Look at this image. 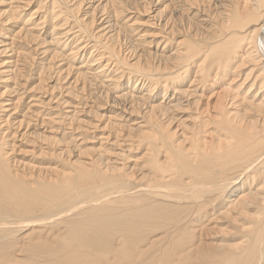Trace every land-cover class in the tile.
<instances>
[{
	"label": "bare ground",
	"instance_id": "bare-ground-1",
	"mask_svg": "<svg viewBox=\"0 0 264 264\" xmlns=\"http://www.w3.org/2000/svg\"><path fill=\"white\" fill-rule=\"evenodd\" d=\"M29 1L0 28V264H264V0H153L148 35L120 0Z\"/></svg>",
	"mask_w": 264,
	"mask_h": 264
},
{
	"label": "rangeland",
	"instance_id": "rangeland-1",
	"mask_svg": "<svg viewBox=\"0 0 264 264\" xmlns=\"http://www.w3.org/2000/svg\"><path fill=\"white\" fill-rule=\"evenodd\" d=\"M49 1V0H48ZM120 1H122V3H123V5L125 6V8H126V10L128 11V12H125L123 15H121V17H124L125 15H127L126 13H129L130 11L129 10H131V11H133L134 13H136V14H132V15H135L134 17L135 18H132V16H131V19L130 20H133V21H136V22H138L137 23V30H135V33H137V32H141V34L142 33H145V34H151V33H153L154 31H155V29L153 28L152 29V27H150V25L148 24V23H150L151 22V19H152V17H153V15L155 14V16L158 18V19H161L163 16H164V13H163V15H160V14H158L157 15V13L159 12V10H161V8L163 9L164 7H162V5L163 4H161V3H163V1H161L158 5H155L154 4V2H153V0H145L146 2H144V0H143V2H142V0H120ZM141 1V2H140ZM151 1V2H150ZM5 2H8V3H2L3 5H0V13H2L1 14V16H0V18H2V19H0V28H2V26L1 25H3V26H5V28H11L12 27V25L13 24H10V23H6V24H3V21H4V18L6 19V16H5V14H3V12L6 10V5L7 4H9L10 3V0H5ZM25 1H23V3H24ZM30 2V1H29ZM41 2V3H40ZM74 2H75V4H76V2H78V0H74V1H72L71 2V4L70 5H73L74 4ZM45 3H47V0H31V2H30V4H28V7H24L25 5L23 4V6H22V4H21V6L23 7V8H25V11H23L22 12V14H23V16L25 15V16H28V15H31L33 12H35V11H39L38 10V5L39 6H41V7H46V5H45ZM73 3V4H72ZM145 3L147 4V5H145ZM98 3H96L94 6H96ZM149 4V5H148ZM153 4V5H152ZM30 5V6H29ZM147 6V7H145V6ZM87 5H82V7H81V9L79 8V10H78V15L77 16H81L82 17V15H84L85 13H88V12H90V10L92 9H88V6L86 7ZM5 8V9H4ZM27 8V9H26ZM47 8V7H46ZM46 8H44V10L41 12V11H39L38 13H39V15L41 16V15H43V13H45V9ZM87 8V9H86ZM131 8V9H130ZM147 8V9H146ZM4 9V10H3ZM2 10V11H1ZM27 10V11H26ZM172 11H174L175 9L173 8V9H171ZM169 11V10H168ZM168 11H166L165 13V15H168ZM97 12L98 13H95V14H97V18L99 17L100 18V16L102 15V11H99V10H97ZM38 13L35 15L36 16V18H37V16H38ZM46 14V13H45ZM106 14V13H105ZM104 14V15H105ZM47 15V14H46ZM70 16V14L67 12V14H66V16ZM108 15V13L105 15V16H103V18L104 17H106ZM175 16L176 17H179L180 16V14L178 13V11L177 10H175ZM73 17V15H71L70 16V18L73 20V22H74V19L72 18ZM102 17V16H101ZM120 17V18H121ZM86 18H87V16H86ZM70 19V20H71ZM71 20V21H72ZM100 21V20H99ZM101 23V21L99 22V23H95L94 24V26L95 27H98V25ZM10 24V25H9ZM149 25V26H148ZM95 27H93V28H95ZM157 27H159V26H157L156 25V28ZM4 28V27H3ZM50 28V26H48V28L47 29H49ZM52 29L50 28L49 30H47V33H48V36L50 35V31H51ZM2 34L4 35V34H6L4 31L0 34L1 36H0V41L1 40H4V41H6L7 43H9V40H7V39H10V34L9 33H7L6 34V37H8V38H5L4 36H2ZM50 37V36H49ZM121 38H123L125 41H123V43H122V45H120V47H121V49L123 48V49H125L126 47H129V46H131L132 45V41L134 42L135 40V38H136V36H135V38L131 35V34H129L128 32H127V30H125V32H124V30H122V32H121ZM6 39V40H5ZM129 41H130V44H129ZM126 45V46H125ZM128 45V46H127ZM33 46V45H32ZM75 46V44H72V46H70L69 45V48H71V47H74ZM30 48H31V46H29ZM34 47V46H33ZM29 48V50L31 51V49ZM27 50H28V47H27ZM116 51H118V49L116 50ZM3 55V56H2ZM0 54V61H2V60H4L5 62H11L10 60L8 61V57H10V54ZM6 55V56H5ZM30 55H33V58H32V61H31V64H32V62H33V67H34V69L35 70H37V69H39V65H43V55H40L39 53H38V55H34L32 52L30 53ZM8 56V57H7ZM121 56H122V52H121ZM2 59V60H1ZM36 66V67H35ZM243 71V70H242ZM75 73V72H74ZM72 81V80H71ZM66 83L67 82H65V85H66ZM161 95H162V93H161ZM161 95L159 96V97H161ZM162 98V97H161ZM106 100H104V99H102V100H99V101H97V104H103V103H106L105 102ZM16 116V115H15ZM17 121V120H16ZM16 123V122H15ZM18 143V141H17V139H16V144ZM17 145H19L20 146V144H17Z\"/></svg>",
	"mask_w": 264,
	"mask_h": 264
}]
</instances>
